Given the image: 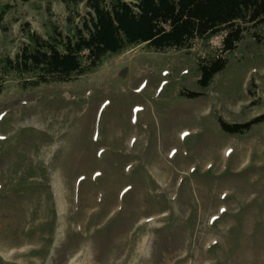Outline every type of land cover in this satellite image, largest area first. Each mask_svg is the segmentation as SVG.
I'll list each match as a JSON object with an SVG mask.
<instances>
[{
	"label": "rangeland",
	"instance_id": "rangeland-1",
	"mask_svg": "<svg viewBox=\"0 0 264 264\" xmlns=\"http://www.w3.org/2000/svg\"><path fill=\"white\" fill-rule=\"evenodd\" d=\"M0 4L2 55L24 23L66 30L62 0ZM222 36L108 53L66 83L4 84L0 264H264V123L241 136L217 123L264 114V43L246 35L201 88L199 58Z\"/></svg>",
	"mask_w": 264,
	"mask_h": 264
},
{
	"label": "trees",
	"instance_id": "trees-1",
	"mask_svg": "<svg viewBox=\"0 0 264 264\" xmlns=\"http://www.w3.org/2000/svg\"><path fill=\"white\" fill-rule=\"evenodd\" d=\"M62 1L67 11L66 30L52 24L43 36L24 23L20 27L23 41L16 53L0 52V92L8 81L22 80L23 86L70 82L108 53L139 45L154 52L191 50L198 41L223 32L214 55L199 58L197 83L205 89L226 67L227 54L246 35L257 44L264 43V0ZM10 8V4H0L4 32ZM180 95L197 99L204 94L183 90ZM217 123L223 133L241 136L264 123V114L242 124H228L220 118Z\"/></svg>",
	"mask_w": 264,
	"mask_h": 264
}]
</instances>
